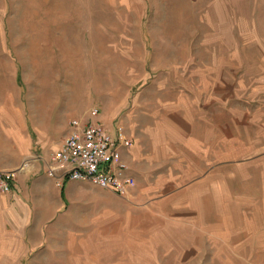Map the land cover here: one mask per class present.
Listing matches in <instances>:
<instances>
[{
  "label": "rangeland",
  "instance_id": "374dc122",
  "mask_svg": "<svg viewBox=\"0 0 264 264\" xmlns=\"http://www.w3.org/2000/svg\"><path fill=\"white\" fill-rule=\"evenodd\" d=\"M93 107L127 196L31 168ZM0 171V264H264V0H0Z\"/></svg>",
  "mask_w": 264,
  "mask_h": 264
},
{
  "label": "built area",
  "instance_id": "2783aa9c",
  "mask_svg": "<svg viewBox=\"0 0 264 264\" xmlns=\"http://www.w3.org/2000/svg\"><path fill=\"white\" fill-rule=\"evenodd\" d=\"M100 113L99 107H93L85 121L70 122L69 132L53 152L46 172L60 183L93 181L103 190L127 196L136 180L123 158V149L130 148L133 139L122 124L116 125L115 132L108 129ZM13 178V173L0 171V189H13Z\"/></svg>",
  "mask_w": 264,
  "mask_h": 264
},
{
  "label": "crops",
  "instance_id": "0c3cea01",
  "mask_svg": "<svg viewBox=\"0 0 264 264\" xmlns=\"http://www.w3.org/2000/svg\"><path fill=\"white\" fill-rule=\"evenodd\" d=\"M69 128H70V126H69ZM57 149H58V146H56V148H55V150H53V152L56 151ZM53 152H51V154L49 155L48 151H46L45 153H43L42 156L39 155L41 157L40 160H37V157L38 156L37 157H36V155L33 156V159H34L35 162L32 163L31 168L33 170H37V171H40V172H42L44 169L46 171V168H47V166L49 164L48 162H49V160H50ZM125 157H126V154H123V158L124 159H125ZM45 161H46V163H45ZM48 178L53 179V180L55 179L54 177H49V176H48ZM19 182H20L19 184L22 187L24 185L23 182H26V179L25 178H22V179L19 180Z\"/></svg>",
  "mask_w": 264,
  "mask_h": 264
},
{
  "label": "trees",
  "instance_id": "16d2710c",
  "mask_svg": "<svg viewBox=\"0 0 264 264\" xmlns=\"http://www.w3.org/2000/svg\"><path fill=\"white\" fill-rule=\"evenodd\" d=\"M64 190V189H63Z\"/></svg>",
  "mask_w": 264,
  "mask_h": 264
}]
</instances>
